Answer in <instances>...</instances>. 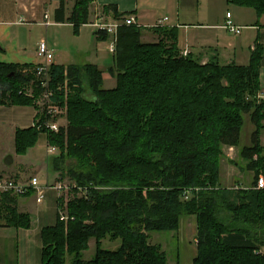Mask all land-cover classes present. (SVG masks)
Segmentation results:
<instances>
[{"label": "trees", "instance_id": "trees-1", "mask_svg": "<svg viewBox=\"0 0 264 264\" xmlns=\"http://www.w3.org/2000/svg\"><path fill=\"white\" fill-rule=\"evenodd\" d=\"M65 19L66 0L56 14L73 23L78 34L89 23L92 0H74ZM264 15V0H230ZM107 11H114L108 6ZM165 29V28H164ZM157 42H143L142 28L122 25L118 30L114 88H104L98 66H68L72 94L69 124L59 133L35 126L16 131V152L25 154L47 134L60 153L51 161L61 179L69 176L84 197L68 202L67 221L42 230L41 264H181L172 263L161 246L149 240L151 232L179 231L181 218L197 219V255L193 264H264V128L261 68L264 46H257L247 65L201 63L183 55L173 30H157ZM100 39L106 32L96 31ZM0 62V105L36 107L40 89L33 66ZM23 69V70H22ZM65 66L51 68L61 80ZM30 75V77H29ZM33 78L34 95L22 87ZM89 90L85 91L84 81ZM256 125L252 145L240 148L242 170L253 171L249 188L221 185L224 148L240 145L245 116ZM235 165H240L232 161ZM30 192V191H29ZM186 196H188L186 198ZM7 226H31L27 213L17 210V196L0 195ZM96 252L84 259L89 242ZM120 240L116 250L102 241Z\"/></svg>", "mask_w": 264, "mask_h": 264}, {"label": "crops", "instance_id": "crops-1", "mask_svg": "<svg viewBox=\"0 0 264 264\" xmlns=\"http://www.w3.org/2000/svg\"><path fill=\"white\" fill-rule=\"evenodd\" d=\"M227 1L228 3L230 2V0ZM199 4L200 0H92L89 9V23L82 24L80 26V31L82 28L88 26L94 27L91 22L99 12L103 15L104 19L109 22L122 20L128 15H134L142 28L141 38L143 42H157L160 38V34L157 30L166 28L173 30L177 35V45L180 52L183 55L187 52V55L192 56L201 63L218 60L222 64H249L253 50L258 45L264 46V15H258L257 11L252 8L254 10L252 14L254 15H252L250 21L246 23L241 17L235 19L234 14L228 11L224 24H226L228 20V13H231V19L234 23L242 27L241 33L238 35L233 34L235 35L234 37H240L243 31L246 30L245 36L242 38L241 42L229 45L225 43L226 40L223 42L219 38L220 36L213 38L203 35L201 38L199 37L200 33H197V35L191 33L192 29L204 31L223 29L228 31L223 27L224 24L219 25L212 24V22L208 23L203 20L201 21L200 19L207 18L209 9L202 12ZM74 5V0H66L65 19L70 18L72 15ZM195 5L197 8H195ZM59 6L60 0H0V62L18 64L24 67L43 63L44 58L39 56L38 47L40 42L45 39L41 37L40 40H36V35L33 36L32 30L35 32L36 28L40 26H44L47 30L54 26H71L74 29L73 23L58 18L56 9L59 8ZM108 6L115 7L117 15L120 17L117 18L115 13H113L114 11H107L106 8ZM236 6L244 8L238 5ZM46 15H48V17H46ZM164 17H168L166 25L163 27H156L159 20ZM47 22H49V24ZM27 27L29 28L28 33H25ZM94 35L96 36V31ZM32 37H34L36 41L35 50H32L30 44L27 43ZM98 38L100 39L99 36ZM246 45L248 46L247 50L245 47ZM52 47L53 45H50V48ZM57 59L56 64L60 65V58L58 57ZM100 63L101 62L98 61L97 63H93V65L101 69L104 65ZM260 78L262 87L260 94L264 95V65L261 68ZM37 115V109L34 106L0 105V176L11 177L22 183H28L30 181L29 179L24 180L21 178L16 169L17 167H14L16 162L22 165L24 158V155L16 154L15 136L18 129L33 126ZM247 117L251 121L250 116L247 115ZM251 123L252 127H249L248 136L249 140L252 142V135L256 130V125L252 121ZM261 131H264V128ZM261 131L259 137L261 144L264 146V135ZM232 148L233 151H230V147L228 148V151L232 153H226V155L231 158H233L231 154L238 155L242 147L239 145ZM8 155H12L13 157V163L11 165H7L4 162ZM225 160H227V158L222 159V187L241 189L244 187L249 188L253 185L254 172L241 170L242 164L234 165L237 170L240 169L243 171L241 176L233 170L231 171L230 178L226 177L228 173L226 171V166H224ZM55 175V182L62 180L59 173ZM34 176L38 177V174ZM47 177V180H50V172H47ZM236 177L237 179L235 180ZM228 178L232 180L231 183L235 184V186H231V183L225 184ZM244 178L245 180L242 181L241 179ZM16 196L17 210L20 213H27L30 216L31 226L25 228L4 225L6 211L4 206L0 208V264H41L43 249L42 230L47 227L46 225L48 222L42 217V214L38 215V210L45 203V199L43 202H38L34 190H30V192L25 195ZM57 202V206L59 205L60 207L59 198H57ZM59 216L58 213L57 220ZM189 216L196 218L195 215H186L183 216L181 220ZM57 220L53 222L51 219L50 225L48 226L55 225ZM181 228L182 224L179 233ZM196 239L197 236L194 238L195 242ZM195 244L197 246V242ZM165 247L168 248V245L165 244ZM258 252L264 254V245L258 248ZM195 257L193 258V262Z\"/></svg>", "mask_w": 264, "mask_h": 264}, {"label": "rangeland", "instance_id": "rangeland-1", "mask_svg": "<svg viewBox=\"0 0 264 264\" xmlns=\"http://www.w3.org/2000/svg\"><path fill=\"white\" fill-rule=\"evenodd\" d=\"M196 6V5H195ZM199 7L200 10L203 12L204 10L209 9L207 18L200 19L204 22H212V24H219L222 25L225 23L226 13L231 11L234 14V18L237 19L241 17L246 23L250 21L252 17L253 9L252 8H239L233 3H228L227 0H200ZM197 8V6L195 7ZM95 13V12H94ZM225 25V24H224ZM27 31L25 33H28ZM52 29V30H51ZM51 29L47 30L44 26L37 27L35 32L32 30L33 36H35L36 40H40L43 37L47 42L48 45H53L52 49L55 52V62L60 58V66H65L68 69V66L71 65H78L84 66L87 64H93L100 61L104 67L101 68L103 73V86L104 88L110 89L114 88L117 84L116 76L111 73L110 69L115 65L114 62V54L109 50L108 46L111 43V36L109 39H99L98 36L94 35V32L97 31L95 27L88 26L82 28L80 33H76L71 26H54ZM162 30H167L162 29ZM169 30V29H168ZM159 33V32H158ZM192 34L197 35L199 37H203V35H207L208 37L219 38L226 44L232 45L236 42H241L242 38L245 36L246 30L243 31V34L240 37H234L235 35L229 34V31L218 29L215 31L209 30H193L191 31ZM35 39L32 37L27 43L30 44V48L35 50ZM184 44L183 42H181ZM49 45V47H50ZM247 50V45L245 46ZM182 54V53H181ZM100 63V64H101ZM35 66H33L34 68ZM25 67V72H27ZM23 70V69H22ZM70 73V72H69ZM68 73V79L70 81V90L68 96V107L66 109V113L63 117L60 118L61 125L65 127L69 124V99L73 92L71 86V77ZM30 77V75H29ZM63 81V77L62 80ZM33 83L34 80L31 77L30 80L27 82L26 86L22 87V92L24 96H28L29 94L35 93L33 92ZM85 91L89 90L88 84L86 80L84 81ZM36 104L37 111L40 108ZM32 107V106H30ZM252 127V123L250 119L245 116V126L243 127L242 137L240 141V147L250 146L252 142L249 140L248 130L249 127ZM264 135V131H261ZM47 134L45 132H41L38 136V141L35 146L29 148L27 150V154H18L17 155H24L22 165L14 164V167L19 172L21 178L24 180L31 179L34 175L38 174L40 184L43 187H46L51 184H55V174L57 172L53 171L51 168V161L54 155H50L47 152ZM16 141V136H15ZM264 142V141H263ZM8 144V143H5ZM229 147L224 148V155L227 160L224 162V166H226L227 175L226 177L230 178L231 171H236L239 175H242L241 171L243 168L236 169L234 167L233 160L243 165L242 159L239 157V154H231L233 158L228 157L226 153H232L228 151ZM30 150V151H29ZM15 151H16V142H15ZM60 153L59 149L57 150L58 155ZM224 159V158H223ZM4 160V159H3ZM22 160V159H21ZM5 162V161H4ZM48 164V165H47ZM221 170H222V161H221ZM47 172H50V180H47ZM263 176V175H261ZM264 177V176H263ZM227 179L225 184L231 183L232 180ZM242 178V177H240ZM237 177L235 178V180ZM65 181L66 184L71 185L74 184L73 181L68 177L62 179ZM242 181L245 180L241 179ZM241 181V183H242ZM55 182V183H54ZM245 183V182H243ZM231 186H235V184L231 183ZM73 187V186H72ZM74 189L66 190L63 196H60L61 193L54 188H47L45 193V203L40 207L38 210V215L42 214V217L46 219L47 227L50 225L51 219L56 221L58 217L59 210H66L68 212V202L75 197H84L86 196V192L82 189L78 191H73ZM36 194V193H35ZM57 198L60 199V207L57 206ZM52 217V218H50ZM186 220V222H185ZM58 221V220H57ZM183 222V223H182ZM182 228L179 231H164V232H151L150 233V242L155 245L161 246L168 254L169 260L171 262H180L181 264H193V258L196 256L197 246L194 238L197 236V221L196 218L193 216L186 217L184 220H181ZM181 234V235H179ZM165 244L168 245V248L165 247ZM102 245L104 248L116 250L120 245V240H110L109 238L104 239L102 241ZM96 252V239L92 238L89 242V249L84 252V259L90 260L93 258Z\"/></svg>", "mask_w": 264, "mask_h": 264}, {"label": "built area", "instance_id": "built-area-1", "mask_svg": "<svg viewBox=\"0 0 264 264\" xmlns=\"http://www.w3.org/2000/svg\"><path fill=\"white\" fill-rule=\"evenodd\" d=\"M227 16L228 20L223 27L232 34H240L242 27L237 26L234 23V21L231 19V13H228ZM46 17H48V15H46ZM167 21L168 17L160 19L156 24V27H163L166 25ZM47 23L49 24V22ZM91 23L98 31L106 32L109 36H111V43L109 44L108 48L113 54L116 52L119 28L122 25L140 26L134 15H128L122 20L109 22L104 19L100 12L96 15ZM38 54L44 58V62L37 64L34 67V75L37 81L36 85L40 89L36 103L38 104L37 106L40 108V110L37 111L38 115L35 122L33 123V126H35L40 131L45 130L46 133H59L61 128L65 127L64 125H61L60 118L66 113V109L68 107V96L69 90L71 88L70 81L68 79L69 72L68 69H65L63 73V81H61L62 79L54 81L51 68L54 64H56L55 52L50 49L46 40L40 42ZM185 55H187V52H185ZM33 95L34 93L29 94L28 96L32 97ZM257 97L259 101L264 100V95L260 93ZM57 150L58 147L52 145L49 140H47V152L50 155H56ZM230 151H233L232 147H230ZM72 186L74 187L75 184H72L70 187V185L66 184L64 180H61L57 181L55 184L43 187L40 184V180L37 176H33L28 183H22L11 177L0 176V195L3 193H11L12 195H25L30 190H34L38 202H43L47 188L57 189L61 193L60 196H63L66 190L72 189ZM256 188H264L263 176L259 177ZM187 197L188 196H186V198ZM59 215L60 218L65 221L69 219L68 212L64 209L59 211ZM196 242H198L197 239Z\"/></svg>", "mask_w": 264, "mask_h": 264}, {"label": "water", "instance_id": "water-1", "mask_svg": "<svg viewBox=\"0 0 264 264\" xmlns=\"http://www.w3.org/2000/svg\"><path fill=\"white\" fill-rule=\"evenodd\" d=\"M5 163H6L7 165H11V164L13 163V157H12V155H8V156L6 157V159H5Z\"/></svg>", "mask_w": 264, "mask_h": 264}]
</instances>
